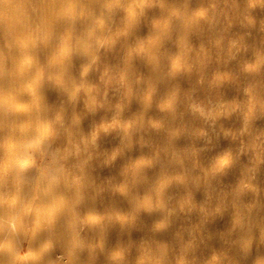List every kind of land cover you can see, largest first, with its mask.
<instances>
[{
	"label": "rangeland",
	"instance_id": "obj_1",
	"mask_svg": "<svg viewBox=\"0 0 264 264\" xmlns=\"http://www.w3.org/2000/svg\"><path fill=\"white\" fill-rule=\"evenodd\" d=\"M18 6L0 264H264V0Z\"/></svg>",
	"mask_w": 264,
	"mask_h": 264
},
{
	"label": "bare ground",
	"instance_id": "obj_2",
	"mask_svg": "<svg viewBox=\"0 0 264 264\" xmlns=\"http://www.w3.org/2000/svg\"><path fill=\"white\" fill-rule=\"evenodd\" d=\"M19 7L18 0H0V29L15 44L25 39L30 23L28 18L19 15ZM45 7L47 8V6ZM52 16L53 14L48 13L44 19ZM25 259L26 257H23V260Z\"/></svg>",
	"mask_w": 264,
	"mask_h": 264
}]
</instances>
